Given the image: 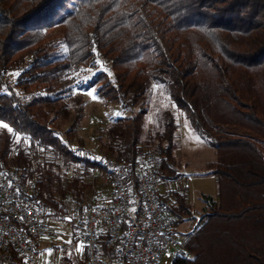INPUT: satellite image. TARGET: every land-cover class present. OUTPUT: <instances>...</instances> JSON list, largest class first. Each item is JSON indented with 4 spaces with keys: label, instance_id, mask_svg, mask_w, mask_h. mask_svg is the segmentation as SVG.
I'll return each mask as SVG.
<instances>
[{
    "label": "trees",
    "instance_id": "trees-1",
    "mask_svg": "<svg viewBox=\"0 0 264 264\" xmlns=\"http://www.w3.org/2000/svg\"><path fill=\"white\" fill-rule=\"evenodd\" d=\"M98 59L110 73L96 71L79 82L82 90L130 111L151 85H164L214 150L216 198L203 197L196 225L179 240L184 256L171 264H264V0H0V122L12 130H0V164L35 183L34 201L49 221L68 222L74 234L69 205L108 201L75 127L82 114L75 75ZM165 115L148 140L144 109L117 118L99 154L137 170L156 154L154 186L177 230L191 218V203L175 155L179 125ZM56 122L70 123L64 141ZM106 236L102 255L112 263Z\"/></svg>",
    "mask_w": 264,
    "mask_h": 264
},
{
    "label": "built area",
    "instance_id": "built-area-1",
    "mask_svg": "<svg viewBox=\"0 0 264 264\" xmlns=\"http://www.w3.org/2000/svg\"><path fill=\"white\" fill-rule=\"evenodd\" d=\"M160 164L155 155L140 170L96 158L92 177L99 176L108 189L107 203L66 213L86 264H160L165 257L171 264L184 256L173 217L154 186ZM36 194L35 183L0 164V261L5 264H54L42 258L40 241L49 231V218L34 201ZM104 231L106 246L115 248L112 263L102 255Z\"/></svg>",
    "mask_w": 264,
    "mask_h": 264
},
{
    "label": "rangeland",
    "instance_id": "rangeland-1",
    "mask_svg": "<svg viewBox=\"0 0 264 264\" xmlns=\"http://www.w3.org/2000/svg\"><path fill=\"white\" fill-rule=\"evenodd\" d=\"M103 70L109 72L108 64L98 59L97 65L87 71L78 72L74 83V96L81 98L82 114L76 123V135L83 142V149L92 158L103 156L101 144L105 142L106 130L115 122L117 118L129 117L137 114L141 109L145 110L143 130L141 138L148 140L149 136L160 129L161 124L166 119V111L170 112L179 129L174 141L179 146L176 151L178 160V170L187 179L189 189V200L191 203V218L178 227L179 240L182 236L191 231L196 225L204 206L203 197L216 198V183L214 177L208 170V164L215 160L214 150L207 143L201 140L190 128L188 122L181 113L174 107L169 99L167 88L164 85H151L142 106L134 107L132 110L123 109L118 105H113L100 99L94 89L84 91L79 87L80 81L85 83L96 71ZM89 93H92L91 95ZM95 97V98H94ZM75 98L68 100L71 114L75 113ZM4 124V123H3ZM55 133L62 141L65 138V131L70 123L56 122L51 125ZM9 128V127H8ZM8 128L0 127L7 132ZM20 140V135L15 137V143ZM14 148V147H12ZM157 156L156 154H152ZM72 208L71 205H69ZM49 233L44 239V243L62 244L63 238L71 234L70 224L66 221H49ZM64 244V243H63ZM160 264H170L165 257Z\"/></svg>",
    "mask_w": 264,
    "mask_h": 264
},
{
    "label": "crops",
    "instance_id": "crops-1",
    "mask_svg": "<svg viewBox=\"0 0 264 264\" xmlns=\"http://www.w3.org/2000/svg\"><path fill=\"white\" fill-rule=\"evenodd\" d=\"M45 237L42 238V240L40 241L43 259L54 264H78V262H82V264H86L83 262L84 252L76 251V246L82 243L78 239L77 235L74 234L73 229L71 230L70 236L66 237L65 239L63 238L62 244L59 245H57L56 243L45 244L44 243ZM68 241H71V243H68ZM0 264H5V263L0 261Z\"/></svg>",
    "mask_w": 264,
    "mask_h": 264
},
{
    "label": "snow or ice",
    "instance_id": "snow-or-ice-1",
    "mask_svg": "<svg viewBox=\"0 0 264 264\" xmlns=\"http://www.w3.org/2000/svg\"><path fill=\"white\" fill-rule=\"evenodd\" d=\"M89 94L91 95L92 93H89ZM0 127L8 128V125L7 124H3L2 122H0ZM8 130L12 131L10 128H8ZM68 243H71V241H68ZM76 251H83V245L82 244H78L76 246Z\"/></svg>",
    "mask_w": 264,
    "mask_h": 264
}]
</instances>
